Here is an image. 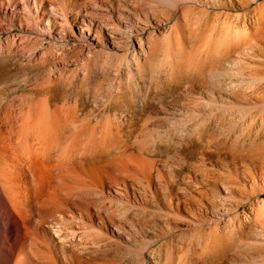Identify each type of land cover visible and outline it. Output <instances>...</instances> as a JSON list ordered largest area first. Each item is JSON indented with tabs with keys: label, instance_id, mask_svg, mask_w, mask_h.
I'll list each match as a JSON object with an SVG mask.
<instances>
[{
	"label": "rangeland",
	"instance_id": "374dc122",
	"mask_svg": "<svg viewBox=\"0 0 264 264\" xmlns=\"http://www.w3.org/2000/svg\"><path fill=\"white\" fill-rule=\"evenodd\" d=\"M164 1L0 0V101L30 95L75 124L111 130L109 158L127 168L96 161L108 172L96 170V184L122 175L129 191L100 205L113 224L93 229L97 260L264 264V0ZM83 22L96 25L87 37ZM117 29L130 41L113 45ZM136 35H148L138 58ZM252 117L258 140L238 149ZM128 151L149 157L150 177L131 179Z\"/></svg>",
	"mask_w": 264,
	"mask_h": 264
},
{
	"label": "bare ground",
	"instance_id": "6f19581e",
	"mask_svg": "<svg viewBox=\"0 0 264 264\" xmlns=\"http://www.w3.org/2000/svg\"><path fill=\"white\" fill-rule=\"evenodd\" d=\"M11 1L16 2V0ZM29 1L31 0H23V8L27 7ZM165 1L171 7L176 8L179 2L193 0ZM83 23L86 26H79V29L82 30L79 34L87 37L86 35L96 28V25L91 22ZM105 25L107 28L109 27L107 26L108 23H105ZM111 32L115 33V38H113L115 42L113 45L115 46L120 45L121 40L124 42H126L125 40L130 41V37L133 35L131 32L124 33L118 29ZM149 34H151V30ZM136 37L138 48L133 46L132 53L135 58H138L139 52L142 54L144 47H147V40L144 38L146 36L136 35ZM146 38H148V35ZM148 43L150 42L148 41ZM236 53L237 55L240 54V52ZM23 95L19 98L20 101L18 103L10 98H4L0 101V264H108L97 260L96 255L92 253L96 251V237H98H95L93 229H96L97 223L104 227L111 221L109 213L107 214L111 210L107 207L108 211L103 210L101 212V209H103L100 206L102 205L101 203L103 205L106 204L105 200H111V197L115 194L119 197L116 198L118 202L120 198H124L126 201L128 198H125V196H128L127 192L129 191L127 187L129 183L126 184L125 178L121 179L124 177L122 175L121 180L117 177V181L116 177L113 179L110 176L112 180L108 181L109 178L107 179L106 177V183L96 184L95 175L97 173H94L100 168V170H105V168L100 167L95 170V162L103 159V162H105L106 158L113 160L112 157L111 159L109 158V154L111 155L112 153H108L112 151L110 150L112 145L109 142L111 139H109L111 136L109 132L111 130H100L104 132L99 131L98 133L97 130L91 129L88 124H75V115H63L56 108L49 109L43 99L34 100L30 98V95L29 98ZM247 96H245L246 99L250 97L247 98ZM254 119L252 117L250 121L248 120L249 123L245 125L247 133L240 132V140L242 142L240 140V143L237 142L236 147L238 149H246L244 146L245 139L249 141V145L258 140L251 133ZM261 120L263 121L264 117ZM259 141L264 142L263 140ZM119 145L117 144L116 146L118 147ZM107 147L108 150L106 149ZM124 150L121 149L122 152ZM232 150H234L233 154L236 160V150L234 148ZM259 153L257 152L256 155L264 156L261 152ZM252 154L254 153L249 155ZM128 155L130 156V158L127 156L131 160L130 162H133L132 165H135L131 166L128 163L129 161L127 162L133 172H131L133 175L131 179L135 177L137 180L141 176L150 177L152 163L151 166L147 164L151 162V160L148 162L149 157H147L148 161L146 158H141L143 161L138 157L137 159L139 160L132 161L134 156L131 155L133 154L130 153ZM118 160L110 161V163L107 161L102 166L107 165L108 167L109 164V167L111 168L112 166L115 169L114 171L117 172V170H122V166H125L121 164V160ZM144 162H146L145 165ZM96 166L98 168L97 164ZM124 168L127 167L125 166ZM123 172H125V169ZM106 173L108 172L106 171ZM127 173H123V175H127ZM155 174L156 178L151 176L155 180H153V186L157 188L161 185L162 177L160 173V175L158 173ZM103 175L106 176L107 174ZM136 184L139 185L137 182ZM143 186L141 191L145 190ZM254 193L259 192H256V189H252L249 191L248 196ZM121 203H119V207H121ZM107 204L109 205V203ZM92 205H95L97 210H93ZM119 207L117 209L120 210L121 208ZM112 208L115 209V206ZM125 209L123 210L122 208L123 211H120V213L117 211L118 216L124 214L127 211ZM111 226L115 227L117 231L120 230V225L114 224Z\"/></svg>",
	"mask_w": 264,
	"mask_h": 264
}]
</instances>
